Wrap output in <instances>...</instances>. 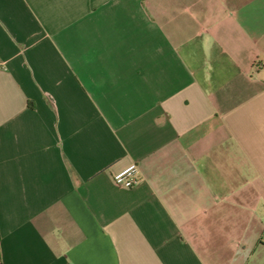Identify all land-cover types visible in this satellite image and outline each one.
<instances>
[{
	"label": "crops",
	"instance_id": "obj_1",
	"mask_svg": "<svg viewBox=\"0 0 264 264\" xmlns=\"http://www.w3.org/2000/svg\"><path fill=\"white\" fill-rule=\"evenodd\" d=\"M0 264H264V0H0Z\"/></svg>",
	"mask_w": 264,
	"mask_h": 264
},
{
	"label": "built area",
	"instance_id": "obj_2",
	"mask_svg": "<svg viewBox=\"0 0 264 264\" xmlns=\"http://www.w3.org/2000/svg\"><path fill=\"white\" fill-rule=\"evenodd\" d=\"M114 182L124 188H133L141 181L140 171L137 164H132L113 177Z\"/></svg>",
	"mask_w": 264,
	"mask_h": 264
}]
</instances>
